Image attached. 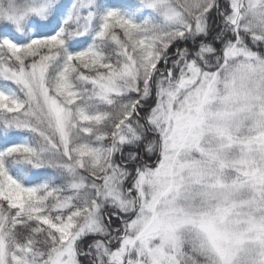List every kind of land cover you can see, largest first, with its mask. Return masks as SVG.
I'll list each match as a JSON object with an SVG mask.
<instances>
[{
	"label": "snow or ice",
	"instance_id": "1",
	"mask_svg": "<svg viewBox=\"0 0 264 264\" xmlns=\"http://www.w3.org/2000/svg\"><path fill=\"white\" fill-rule=\"evenodd\" d=\"M0 264H264V0H0Z\"/></svg>",
	"mask_w": 264,
	"mask_h": 264
}]
</instances>
